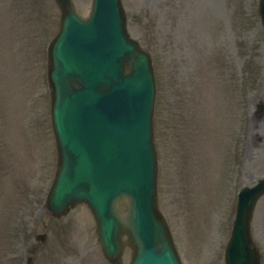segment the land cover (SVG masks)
Listing matches in <instances>:
<instances>
[{
  "label": "rangeland",
  "instance_id": "rangeland-1",
  "mask_svg": "<svg viewBox=\"0 0 264 264\" xmlns=\"http://www.w3.org/2000/svg\"><path fill=\"white\" fill-rule=\"evenodd\" d=\"M19 1L6 0L8 9L22 16L26 24L34 21L37 31L34 22L27 26L20 17H10L0 0V128L5 135L9 133L7 140L0 133V193L7 197V180L10 184L15 181L24 185L25 177L29 186L22 193L26 223L18 228L21 238L10 239L3 259L7 264H26L33 253L34 264H85L84 260L94 249L97 260L102 261L97 252L100 246L95 222L91 217L88 221V214L78 222L86 208L80 206L61 220L53 218L46 208V196L58 162L46 78L47 51L52 39L48 32L54 25L56 28L60 11L56 6L54 11L46 12L43 3L47 0H41L42 4L39 0H22L23 9L19 8ZM256 1L124 0L132 35L152 53L160 67L157 95L161 105L157 120L160 203L179 250L181 247L192 264L204 254L207 241L208 248L217 247L218 258L222 256L224 241L220 229L224 230L223 207L228 191L222 182L227 181L226 170L230 163L226 148L219 143L224 133L225 137H230V142L224 137L226 144L231 146L235 138L239 143L233 149L237 150V176L242 185H252L264 176V112L259 110L260 106L264 107V29L256 14ZM74 2L81 15H89L91 0ZM30 32L41 54L38 49L37 57L30 59L24 96L19 99L18 90L26 77V59L33 56L36 49L32 40L27 42ZM20 42L22 45L17 49ZM29 46L33 50L28 54ZM256 64L260 65L259 70L255 69ZM202 67L208 69L207 77L216 83L211 89L216 94L214 109H218L213 118L202 112V104L207 108L211 101L209 85L202 86L200 92H204L202 97L199 95ZM260 70L262 78L253 90ZM197 116L214 121L216 125L212 130L218 134L202 135L195 151L191 147L194 133L191 120ZM202 123L205 124V120ZM204 128L208 130L206 125ZM186 146H190L188 160L195 158L188 162L184 172L188 183L176 175L180 159L186 156ZM26 160L29 169L25 166ZM182 168L184 171L185 164ZM184 197L189 214L183 223ZM6 208H0V214L5 216ZM254 218V234L264 253V198ZM13 223L16 226V221L12 220ZM183 224L184 240L180 237ZM212 227L219 238L217 244L208 240ZM38 233L48 234L46 243L35 242ZM1 242L0 224V245ZM129 259L127 255L126 264ZM184 260L186 262V258Z\"/></svg>",
  "mask_w": 264,
  "mask_h": 264
}]
</instances>
